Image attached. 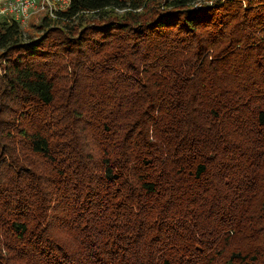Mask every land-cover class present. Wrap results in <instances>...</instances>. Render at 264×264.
<instances>
[{
	"label": "trees",
	"instance_id": "trees-1",
	"mask_svg": "<svg viewBox=\"0 0 264 264\" xmlns=\"http://www.w3.org/2000/svg\"><path fill=\"white\" fill-rule=\"evenodd\" d=\"M40 14L0 20V264H264V0Z\"/></svg>",
	"mask_w": 264,
	"mask_h": 264
},
{
	"label": "built area",
	"instance_id": "built-area-1",
	"mask_svg": "<svg viewBox=\"0 0 264 264\" xmlns=\"http://www.w3.org/2000/svg\"><path fill=\"white\" fill-rule=\"evenodd\" d=\"M56 3L55 0H0V19L6 18L9 22L16 21L21 26H27L34 14L48 13L53 16L55 11L64 9L57 8Z\"/></svg>",
	"mask_w": 264,
	"mask_h": 264
},
{
	"label": "rangeland",
	"instance_id": "rangeland-1",
	"mask_svg": "<svg viewBox=\"0 0 264 264\" xmlns=\"http://www.w3.org/2000/svg\"><path fill=\"white\" fill-rule=\"evenodd\" d=\"M55 1H57V3H56V5H57V8H65L64 6H66L65 5V3H67L68 2V0H55ZM39 15V16H38ZM40 13L39 14H34L31 18L32 19H30L31 21H29V23H28V25L27 26H22V28L25 30V31H27V30H29L30 29V26H31V23L32 22H34V23H37V21H38V19H39V17H40ZM6 19V18H5ZM5 19H0V20H5Z\"/></svg>",
	"mask_w": 264,
	"mask_h": 264
}]
</instances>
